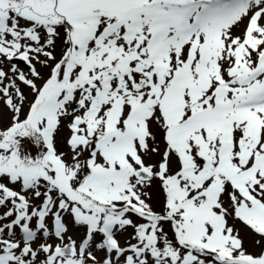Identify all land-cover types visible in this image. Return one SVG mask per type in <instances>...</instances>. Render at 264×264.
<instances>
[{"label":"snow or ice","instance_id":"6c2138e0","mask_svg":"<svg viewBox=\"0 0 264 264\" xmlns=\"http://www.w3.org/2000/svg\"><path fill=\"white\" fill-rule=\"evenodd\" d=\"M0 264H264V0H0Z\"/></svg>","mask_w":264,"mask_h":264}]
</instances>
